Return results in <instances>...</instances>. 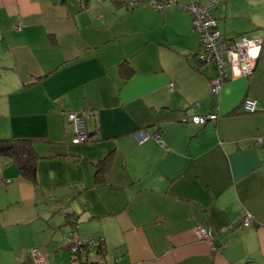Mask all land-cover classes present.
<instances>
[{
  "label": "crops",
  "instance_id": "1",
  "mask_svg": "<svg viewBox=\"0 0 264 264\" xmlns=\"http://www.w3.org/2000/svg\"><path fill=\"white\" fill-rule=\"evenodd\" d=\"M132 1L0 0V138L34 137L38 154L36 183L0 154V264H34L32 247L66 260L72 229L104 244V264H264V44L212 94L188 0ZM214 15L226 36L264 41V0ZM83 108L90 140L73 143L63 112ZM140 127L161 141L138 143Z\"/></svg>",
  "mask_w": 264,
  "mask_h": 264
},
{
  "label": "built area",
  "instance_id": "2",
  "mask_svg": "<svg viewBox=\"0 0 264 264\" xmlns=\"http://www.w3.org/2000/svg\"><path fill=\"white\" fill-rule=\"evenodd\" d=\"M77 4L80 9H86V0H67ZM224 0H188L183 5L192 15L193 23L196 29L201 34V46L197 52L199 60L206 65H211L215 74L211 78V93L216 94L220 92L224 81L228 78L237 77L239 75H248L253 72L256 61L258 59L260 48L264 44L261 38H250L246 35H239L236 37H228L217 28V21L213 15V8ZM147 4L155 9H163L168 5L175 4V0H146ZM131 5L135 2L130 1ZM79 10V11H81ZM173 83L171 86L173 87ZM242 108L246 112H255L258 108V101L253 98H245L242 103ZM68 119L74 125V135L72 141L79 143L89 139L87 130V120L92 116L93 109L83 108L80 110L64 111ZM208 115H192L191 121L197 123H205L208 120ZM187 120V117H183ZM134 137L138 143H144L152 138L161 141V134L159 132H146L144 129L134 131ZM259 142L264 145V136L259 138ZM67 212H72L67 209ZM254 221L251 213H246L244 217L240 218L235 223L240 226L250 225ZM235 223L229 226L236 225ZM227 228L224 227V230ZM197 233L199 238L213 242L214 233L209 225H197ZM83 243V250L90 249L97 245L98 241L91 235L83 237L78 241V244L73 247L77 250ZM30 252L33 256L34 264H88L83 260L81 255L69 262L63 261L60 263H51L49 255L42 248L32 247Z\"/></svg>",
  "mask_w": 264,
  "mask_h": 264
},
{
  "label": "trees",
  "instance_id": "3",
  "mask_svg": "<svg viewBox=\"0 0 264 264\" xmlns=\"http://www.w3.org/2000/svg\"><path fill=\"white\" fill-rule=\"evenodd\" d=\"M118 1L125 3L127 6H129L130 1H132V0H118ZM202 1H207V0H202ZM224 1H222V2H224ZM218 5H216L213 8V10H212L213 15H214V9ZM77 7H78V11L81 10L78 5H77ZM82 11H84V9H82L80 12H82ZM214 17L216 18L215 15H214ZM216 21H217V28H218V19L217 18H216ZM193 26H194L195 30H197L194 23H193ZM199 34H200V32H199ZM200 46H201V34H200ZM65 115L67 116L66 113H65ZM142 129H144L146 132H148L146 130V128H142V127L137 128L134 131L142 130ZM134 131H133V135H134ZM73 135H74V129H73ZM73 135H72V138H73ZM88 135H89V133H88ZM72 138H71V140H72ZM89 140H90V137L88 140L82 141L79 143L87 142ZM34 141H35L34 137L24 136V135H14V136L6 137V138H0V154L8 156L12 161H14L16 163V165L18 166L21 175L24 178L31 180L32 182L36 183L37 182L38 154L36 153V151L34 149ZM71 214H72V212L71 213L68 212V215L71 216ZM70 220H71V222H75L76 217L75 218L73 217V219L70 218ZM87 235H91V234H87ZM86 236H79L76 233V231L74 229H72V231L66 237L67 244H68V247H67L68 258L66 260L55 261V262L50 261V258H49V261L51 263H60L63 261L69 262L70 260H72L74 258H78V256L81 255V257L85 258L83 260H86L88 264H104L105 259H106V248H104V244L102 242H99V239L93 237L92 235L91 236L98 241L97 245L92 246L90 249L87 248V249L83 250V243H81V245L78 247L77 250L73 249V247L78 244V241L82 240L83 237H86ZM55 248H56V251H58L59 249L64 248V246L62 243L56 244ZM91 251H96L97 253H99L102 260H100L98 262L97 261H91L89 259L90 258L89 253Z\"/></svg>",
  "mask_w": 264,
  "mask_h": 264
},
{
  "label": "rangeland",
  "instance_id": "4",
  "mask_svg": "<svg viewBox=\"0 0 264 264\" xmlns=\"http://www.w3.org/2000/svg\"><path fill=\"white\" fill-rule=\"evenodd\" d=\"M31 249V248H30ZM31 253V252H30Z\"/></svg>",
  "mask_w": 264,
  "mask_h": 264
},
{
  "label": "bare ground",
  "instance_id": "5",
  "mask_svg": "<svg viewBox=\"0 0 264 264\" xmlns=\"http://www.w3.org/2000/svg\"><path fill=\"white\" fill-rule=\"evenodd\" d=\"M214 233V232H213Z\"/></svg>",
  "mask_w": 264,
  "mask_h": 264
}]
</instances>
